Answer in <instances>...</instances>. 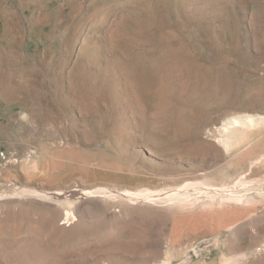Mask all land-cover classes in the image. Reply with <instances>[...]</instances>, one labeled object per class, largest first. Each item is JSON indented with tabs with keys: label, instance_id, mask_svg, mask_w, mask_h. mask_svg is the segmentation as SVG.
<instances>
[{
	"label": "rangeland",
	"instance_id": "1",
	"mask_svg": "<svg viewBox=\"0 0 264 264\" xmlns=\"http://www.w3.org/2000/svg\"><path fill=\"white\" fill-rule=\"evenodd\" d=\"M0 150V264H264V0H0Z\"/></svg>",
	"mask_w": 264,
	"mask_h": 264
},
{
	"label": "bare ground",
	"instance_id": "2",
	"mask_svg": "<svg viewBox=\"0 0 264 264\" xmlns=\"http://www.w3.org/2000/svg\"><path fill=\"white\" fill-rule=\"evenodd\" d=\"M246 118V117H245ZM253 118V117H252ZM229 124L225 125L222 129V139H220L221 145L224 146L226 150H230L237 145H239L243 139L246 137V132L248 129H252L256 126V123L253 119L248 118L246 120L232 119L228 122ZM200 184V183H199ZM182 189V188H181ZM190 189V188H189ZM213 189V188H212ZM185 190V189H183ZM181 190V191H183ZM214 190V189H213ZM173 191V190H172ZM180 190H175L173 192L169 191L168 197L171 199H182L185 198L187 195L186 193L181 192ZM187 191V189H186ZM208 191V190H207ZM209 192V191H208ZM211 192V191H210ZM207 194V192H205ZM133 194V193H132ZM146 197V196H145ZM167 198V197H166ZM222 198V197H221ZM228 198V197H227ZM227 198H225L227 200ZM235 198V197H234ZM231 197L232 200H234ZM239 198V197H237ZM191 199V198H190ZM223 199V198H222ZM230 199V198H229ZM150 200V199H149ZM237 200V199H235ZM243 201V199H241ZM173 201V200H172ZM172 201L170 203H172ZM240 202V201H239ZM194 212V211H193ZM187 216V215H186ZM187 227V226H186ZM5 258V257H4ZM165 263V262H164Z\"/></svg>",
	"mask_w": 264,
	"mask_h": 264
},
{
	"label": "built area",
	"instance_id": "3",
	"mask_svg": "<svg viewBox=\"0 0 264 264\" xmlns=\"http://www.w3.org/2000/svg\"><path fill=\"white\" fill-rule=\"evenodd\" d=\"M8 158H7V155L0 150V162H4V161H7Z\"/></svg>",
	"mask_w": 264,
	"mask_h": 264
}]
</instances>
